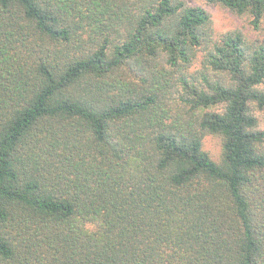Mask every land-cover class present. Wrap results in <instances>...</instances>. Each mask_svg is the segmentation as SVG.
Returning a JSON list of instances; mask_svg holds the SVG:
<instances>
[{
  "label": "trees",
  "instance_id": "16d2710c",
  "mask_svg": "<svg viewBox=\"0 0 264 264\" xmlns=\"http://www.w3.org/2000/svg\"><path fill=\"white\" fill-rule=\"evenodd\" d=\"M203 1L0 0V264H264V0Z\"/></svg>",
  "mask_w": 264,
  "mask_h": 264
},
{
  "label": "rangeland",
  "instance_id": "374dc122",
  "mask_svg": "<svg viewBox=\"0 0 264 264\" xmlns=\"http://www.w3.org/2000/svg\"><path fill=\"white\" fill-rule=\"evenodd\" d=\"M188 2L192 6H200L208 10L218 30H229L235 27L243 28L244 25L246 26L242 21L234 19L230 14L222 12L215 6L207 5L203 0H188ZM205 146L215 156L219 155L221 152V140L218 137L207 136Z\"/></svg>",
  "mask_w": 264,
  "mask_h": 264
}]
</instances>
